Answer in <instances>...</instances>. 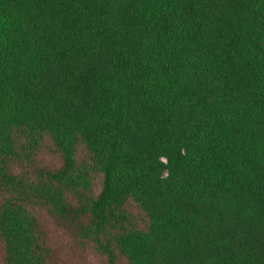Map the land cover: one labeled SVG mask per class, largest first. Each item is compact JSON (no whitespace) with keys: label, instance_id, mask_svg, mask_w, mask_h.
<instances>
[{"label":"trees","instance_id":"obj_1","mask_svg":"<svg viewBox=\"0 0 264 264\" xmlns=\"http://www.w3.org/2000/svg\"><path fill=\"white\" fill-rule=\"evenodd\" d=\"M0 264H264V0H0Z\"/></svg>","mask_w":264,"mask_h":264}]
</instances>
